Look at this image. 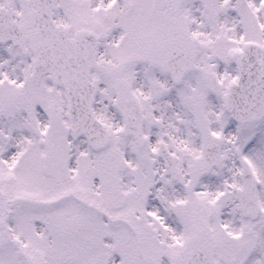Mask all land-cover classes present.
I'll return each instance as SVG.
<instances>
[{
	"label": "snow or ice",
	"instance_id": "6c2138e0",
	"mask_svg": "<svg viewBox=\"0 0 264 264\" xmlns=\"http://www.w3.org/2000/svg\"><path fill=\"white\" fill-rule=\"evenodd\" d=\"M0 264H264V0H0Z\"/></svg>",
	"mask_w": 264,
	"mask_h": 264
}]
</instances>
